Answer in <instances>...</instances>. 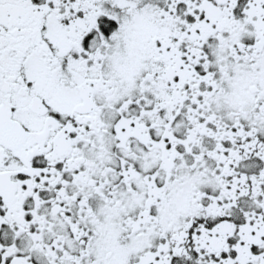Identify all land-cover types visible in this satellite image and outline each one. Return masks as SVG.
<instances>
[{
    "label": "snow or ice",
    "instance_id": "1",
    "mask_svg": "<svg viewBox=\"0 0 264 264\" xmlns=\"http://www.w3.org/2000/svg\"><path fill=\"white\" fill-rule=\"evenodd\" d=\"M0 264H264V0H0Z\"/></svg>",
    "mask_w": 264,
    "mask_h": 264
}]
</instances>
